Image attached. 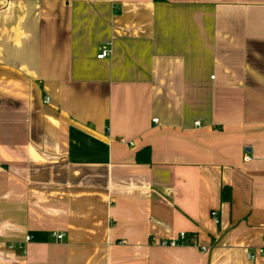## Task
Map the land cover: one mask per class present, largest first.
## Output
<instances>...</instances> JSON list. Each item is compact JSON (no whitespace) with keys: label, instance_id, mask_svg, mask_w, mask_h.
<instances>
[{"label":"crops","instance_id":"obj_1","mask_svg":"<svg viewBox=\"0 0 264 264\" xmlns=\"http://www.w3.org/2000/svg\"><path fill=\"white\" fill-rule=\"evenodd\" d=\"M263 230L264 0H0V264H264Z\"/></svg>","mask_w":264,"mask_h":264},{"label":"built area","instance_id":"obj_2","mask_svg":"<svg viewBox=\"0 0 264 264\" xmlns=\"http://www.w3.org/2000/svg\"><path fill=\"white\" fill-rule=\"evenodd\" d=\"M111 54L110 49H103L100 51V54L97 56V59L101 60L104 58L109 57ZM43 103L45 105H48L50 103V100L48 98H45ZM157 120H154V123H156ZM245 162L249 160V157L245 156L244 157ZM212 219L214 220L215 223L216 221V214L214 212L211 213L210 215ZM53 237L55 238L56 241H61L63 239V234H53ZM30 238L26 237L25 238V243L29 242ZM161 246L163 247H168V248H176V247H196V242L194 239L188 238V236L185 233H179L178 237L176 240H171V241H162L160 243ZM200 250L202 252H206L207 249L201 247ZM257 256H264V230L261 233L260 236V243L259 246L255 249L254 253H248L247 258L248 260L252 261L255 259Z\"/></svg>","mask_w":264,"mask_h":264},{"label":"trees","instance_id":"obj_3","mask_svg":"<svg viewBox=\"0 0 264 264\" xmlns=\"http://www.w3.org/2000/svg\"><path fill=\"white\" fill-rule=\"evenodd\" d=\"M135 160L139 164H148L150 162V150L145 148L136 154ZM223 198L225 201L230 200V191L228 189L223 190Z\"/></svg>","mask_w":264,"mask_h":264}]
</instances>
